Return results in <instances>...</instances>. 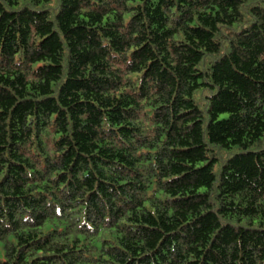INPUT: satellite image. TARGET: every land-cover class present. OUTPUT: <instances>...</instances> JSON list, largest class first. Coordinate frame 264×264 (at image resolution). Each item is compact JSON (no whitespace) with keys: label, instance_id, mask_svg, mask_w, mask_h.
I'll list each match as a JSON object with an SVG mask.
<instances>
[{"label":"trees","instance_id":"trees-1","mask_svg":"<svg viewBox=\"0 0 264 264\" xmlns=\"http://www.w3.org/2000/svg\"><path fill=\"white\" fill-rule=\"evenodd\" d=\"M0 264H264V0H0Z\"/></svg>","mask_w":264,"mask_h":264}]
</instances>
